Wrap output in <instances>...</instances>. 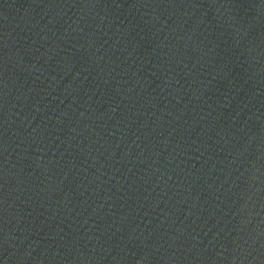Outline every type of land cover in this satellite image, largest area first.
Wrapping results in <instances>:
<instances>
[{
	"label": "water",
	"instance_id": "obj_1",
	"mask_svg": "<svg viewBox=\"0 0 264 264\" xmlns=\"http://www.w3.org/2000/svg\"><path fill=\"white\" fill-rule=\"evenodd\" d=\"M0 264H264V0H0Z\"/></svg>",
	"mask_w": 264,
	"mask_h": 264
}]
</instances>
